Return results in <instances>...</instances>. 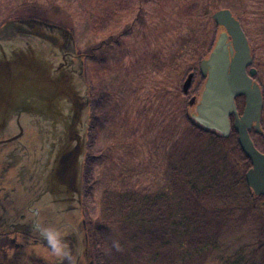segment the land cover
I'll return each mask as SVG.
<instances>
[{
  "label": "rangeland",
  "instance_id": "obj_1",
  "mask_svg": "<svg viewBox=\"0 0 264 264\" xmlns=\"http://www.w3.org/2000/svg\"><path fill=\"white\" fill-rule=\"evenodd\" d=\"M32 7L49 11L45 19L67 25L78 50L95 52L85 59L96 106L91 199L83 202L88 225L98 219L105 190L164 191L175 164L167 156L179 141L192 138L186 115L194 113V106L186 101L198 96L203 83L199 61L223 30L211 19L217 9H229L247 38L264 129V0H0V25L14 16H32ZM54 8L62 11V20L53 19ZM189 72L193 78L185 94L181 86ZM236 104L242 107L243 100ZM250 135L264 150L260 135ZM200 140L203 145L208 139ZM233 219L242 226L224 224L213 256L203 264L239 256L248 264L257 260L248 253L255 247L256 224Z\"/></svg>",
  "mask_w": 264,
  "mask_h": 264
},
{
  "label": "water",
  "instance_id": "obj_2",
  "mask_svg": "<svg viewBox=\"0 0 264 264\" xmlns=\"http://www.w3.org/2000/svg\"><path fill=\"white\" fill-rule=\"evenodd\" d=\"M211 19L223 30L208 56L199 61L204 83L192 119L203 129L228 137L232 116L238 145L250 160L246 184L254 195L264 196V152L249 134L251 129L261 132L262 108L261 90L253 81L250 47L229 9L215 10ZM93 52H79L72 30L57 21L14 16L0 25V144L15 146L5 162L25 164L18 178L29 191V206L20 210L19 217L32 226L16 229L25 228L46 244L36 226L57 230L71 253V259L59 256L63 264H93L82 214L90 124L85 58ZM192 78L189 72L181 86L183 93L188 92ZM238 96L244 102L241 114L235 104ZM194 100L191 96L188 105ZM8 198L15 207L23 203L21 193L16 194L17 201L14 196Z\"/></svg>",
  "mask_w": 264,
  "mask_h": 264
},
{
  "label": "trees",
  "instance_id": "obj_3",
  "mask_svg": "<svg viewBox=\"0 0 264 264\" xmlns=\"http://www.w3.org/2000/svg\"><path fill=\"white\" fill-rule=\"evenodd\" d=\"M30 9L33 15L49 16V11L41 14L38 7ZM50 12L54 20H62V11L54 8ZM92 90L90 85V97ZM237 108L238 112L242 109ZM95 112L90 99L84 202L91 199L89 174L96 159L92 150ZM186 119L192 138L184 144L179 141L167 156L175 164L164 191L105 190L100 196L98 219L88 225L94 264H203L213 256L224 224L242 226L234 217L256 224L255 247L248 253L257 257L252 264H264V196L254 195L246 184L250 160L238 145L232 116L228 137L203 129L187 115ZM203 137L208 140L202 145ZM240 259L241 264H248L241 256L227 257L224 264H239Z\"/></svg>",
  "mask_w": 264,
  "mask_h": 264
},
{
  "label": "flooded vegetation",
  "instance_id": "obj_4",
  "mask_svg": "<svg viewBox=\"0 0 264 264\" xmlns=\"http://www.w3.org/2000/svg\"><path fill=\"white\" fill-rule=\"evenodd\" d=\"M110 39L111 37H109L107 42L110 41ZM117 39L118 37L115 40L113 39L112 40L116 41ZM91 49L92 48H89L86 51L79 50V52L90 53L93 51V49L92 51ZM94 53L95 52H93V54ZM93 54H91V56H93ZM91 56L89 54V56L86 57H91ZM85 73H86V69H85ZM202 81L204 83V79ZM203 83H202V87H203ZM201 91L202 89H199L198 96L192 95L195 97L194 103L188 106L195 107V104L199 100ZM238 98H241L243 100V97H238ZM238 98L236 100H238ZM189 99H187L186 101L187 104L189 102ZM241 111L238 112V114H241ZM187 116L191 117L192 119L193 114L191 115L187 113ZM192 121L194 122L193 119ZM259 124H260L261 132L258 133V135H260V137L264 140V129L261 127V115H260ZM250 131H253V129H251ZM254 144L257 146L255 142ZM13 150L15 151V146L12 143L3 144L2 142L0 144V264H52L51 262H53L54 264H63L61 263L63 261L62 257H59L57 255L54 257L55 253L52 252L48 244L41 242L40 239L36 238L33 234L29 232H25L23 230L25 228H21L20 230L16 229L17 226H27L28 228H32V226L27 220L21 221L20 220L21 218L19 217L20 210L24 211L29 206V197H28L29 191H27V189L24 188V184L22 186L18 178V175H21L20 172L25 168V164L24 162H19L17 164L16 160H12V164L10 162H5V157ZM259 150L261 149L259 148ZM28 151L30 152V149H28ZM261 151L264 152V150ZM20 193L23 196V203L21 205L17 203V206L15 207V205L8 198V196H14V200L17 201L16 194H20ZM4 201L7 203L8 206L7 212H5L4 210ZM83 202L84 201H83V189H82V214L85 217L83 211ZM87 226H88V222H87ZM88 233H89V242H90L89 226H88ZM92 261H93V257H92Z\"/></svg>",
  "mask_w": 264,
  "mask_h": 264
},
{
  "label": "clouds",
  "instance_id": "obj_5",
  "mask_svg": "<svg viewBox=\"0 0 264 264\" xmlns=\"http://www.w3.org/2000/svg\"><path fill=\"white\" fill-rule=\"evenodd\" d=\"M41 235L44 239L47 240L49 247L51 248L52 252L55 253L57 256H64L71 259V253L69 252L67 245L61 238L60 233L51 227H40L39 225L36 226ZM119 247V245H116Z\"/></svg>",
  "mask_w": 264,
  "mask_h": 264
},
{
  "label": "bare ground",
  "instance_id": "obj_6",
  "mask_svg": "<svg viewBox=\"0 0 264 264\" xmlns=\"http://www.w3.org/2000/svg\"><path fill=\"white\" fill-rule=\"evenodd\" d=\"M186 94V93H185Z\"/></svg>",
  "mask_w": 264,
  "mask_h": 264
}]
</instances>
